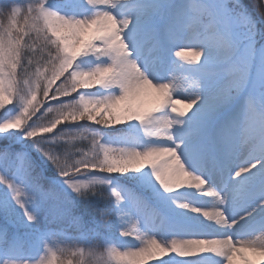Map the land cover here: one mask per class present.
Segmentation results:
<instances>
[{"label": "snow or ice", "instance_id": "snow-or-ice-1", "mask_svg": "<svg viewBox=\"0 0 264 264\" xmlns=\"http://www.w3.org/2000/svg\"><path fill=\"white\" fill-rule=\"evenodd\" d=\"M149 262L264 264V0H3L0 264Z\"/></svg>", "mask_w": 264, "mask_h": 264}, {"label": "rangeland", "instance_id": "rangeland-1", "mask_svg": "<svg viewBox=\"0 0 264 264\" xmlns=\"http://www.w3.org/2000/svg\"><path fill=\"white\" fill-rule=\"evenodd\" d=\"M0 3H3V0H0ZM180 107H182V105H180ZM84 144L86 145L87 144V141L84 142ZM86 150V149H85ZM70 235H74L75 233L74 232H70L69 233ZM135 237V231H133V238ZM73 260H75V258H73ZM149 264H151V262H149Z\"/></svg>", "mask_w": 264, "mask_h": 264}, {"label": "trees", "instance_id": "trees-1", "mask_svg": "<svg viewBox=\"0 0 264 264\" xmlns=\"http://www.w3.org/2000/svg\"><path fill=\"white\" fill-rule=\"evenodd\" d=\"M81 123H83V122H81ZM85 149H86V148H85ZM86 150H87V149H86ZM113 200H114V197H113ZM132 222H133V221H129V222H128L127 226H128L129 228H131V226H132ZM53 227H55V226H53Z\"/></svg>", "mask_w": 264, "mask_h": 264}]
</instances>
